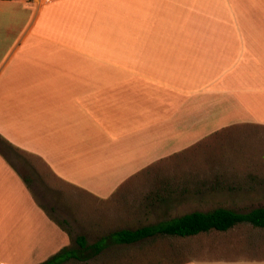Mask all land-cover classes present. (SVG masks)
Returning <instances> with one entry per match:
<instances>
[{
  "label": "crops",
  "instance_id": "1",
  "mask_svg": "<svg viewBox=\"0 0 264 264\" xmlns=\"http://www.w3.org/2000/svg\"><path fill=\"white\" fill-rule=\"evenodd\" d=\"M238 124L264 125V0H0V264L73 245L7 150L84 193L99 229H136L201 210L172 211L209 183L140 173Z\"/></svg>",
  "mask_w": 264,
  "mask_h": 264
},
{
  "label": "rangeland",
  "instance_id": "2",
  "mask_svg": "<svg viewBox=\"0 0 264 264\" xmlns=\"http://www.w3.org/2000/svg\"><path fill=\"white\" fill-rule=\"evenodd\" d=\"M7 152L29 180L37 178L35 183L41 190L42 204L70 230L73 245H76L77 235H85L92 243L112 232L110 229L118 227L116 223L141 225L133 217H112L114 221L110 226L99 229L97 220L104 215H99L98 209L90 208L92 201L89 204L88 200L82 199L84 193L57 178L38 157L18 149ZM140 175L194 177L209 182L197 185L202 192L194 198L186 196L185 209L172 211L210 210L218 206L246 211L264 206V125L238 124L220 130L194 149L159 161ZM65 195L71 196L73 201L63 199ZM89 208L96 213L94 217L89 216L87 225L82 214L89 212ZM173 217L175 215L161 214L146 220L155 223ZM202 256L232 258L243 264H264V228L239 223L226 231L211 230L188 238L158 234L133 245L112 243L88 260L70 259L63 264H169Z\"/></svg>",
  "mask_w": 264,
  "mask_h": 264
},
{
  "label": "trees",
  "instance_id": "3",
  "mask_svg": "<svg viewBox=\"0 0 264 264\" xmlns=\"http://www.w3.org/2000/svg\"><path fill=\"white\" fill-rule=\"evenodd\" d=\"M239 223H250L264 228V206L246 211L218 206L210 210H194L166 220L144 225L136 229H119L89 243L85 235H77L76 245L66 246L47 260L38 264H63L70 259L88 260L100 254L112 243L130 244L158 234L192 236L211 230L226 231Z\"/></svg>",
  "mask_w": 264,
  "mask_h": 264
},
{
  "label": "snow or ice",
  "instance_id": "4",
  "mask_svg": "<svg viewBox=\"0 0 264 264\" xmlns=\"http://www.w3.org/2000/svg\"><path fill=\"white\" fill-rule=\"evenodd\" d=\"M3 150V148L2 147H0V151H2Z\"/></svg>",
  "mask_w": 264,
  "mask_h": 264
}]
</instances>
